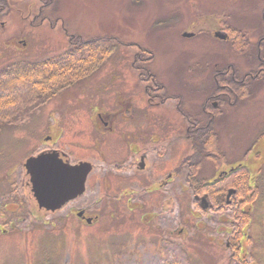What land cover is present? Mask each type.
Instances as JSON below:
<instances>
[{
	"label": "rangeland",
	"instance_id": "obj_1",
	"mask_svg": "<svg viewBox=\"0 0 264 264\" xmlns=\"http://www.w3.org/2000/svg\"><path fill=\"white\" fill-rule=\"evenodd\" d=\"M36 1L8 0L12 8L0 20V74L65 52L69 45L61 24L67 34L94 44L95 60L85 80L61 95L34 100L31 96L38 92L30 96L29 89L19 91L25 92V101L0 112V264H38L48 258L50 263L44 264H264V74L256 76L264 68V0H44L50 1L51 19H61L52 31L49 23L40 30L29 27L26 10ZM218 30L227 32L230 40L213 38ZM183 33L193 36L184 38ZM237 33L246 36L247 47L241 51L233 46ZM133 46L152 52V71L173 89L200 87L212 80L215 66L231 65L237 81L252 75L216 120L222 159L215 166L200 162L197 177L208 181L215 172L238 165L249 174L250 193L256 190L257 197L251 206L241 207L249 211L250 223L242 229L238 262L232 251L230 210L201 212L191 193L179 192L180 186L187 189L183 178L171 183L166 195L121 196L119 183L111 177L114 164L107 142L99 156L90 114L100 106L113 109L112 90L118 83L112 78L119 72L123 90L143 99L130 67L137 52ZM6 79H0V85ZM3 86L0 96L6 98L10 91ZM4 101L0 99L2 108ZM167 136L176 143L179 134L167 131ZM53 147L70 153L74 162L92 163L94 170L83 196L46 213L31 196L23 164ZM120 186L126 187L127 180ZM135 203L140 208H134ZM76 209L97 218L86 225L76 217Z\"/></svg>",
	"mask_w": 264,
	"mask_h": 264
},
{
	"label": "flooded vegetation",
	"instance_id": "obj_2",
	"mask_svg": "<svg viewBox=\"0 0 264 264\" xmlns=\"http://www.w3.org/2000/svg\"><path fill=\"white\" fill-rule=\"evenodd\" d=\"M37 1L29 10H26L28 20L30 19L27 20L28 25L30 28H34L33 30H40L45 26L48 27L49 23L52 31L55 28L54 25L61 22V19L59 17L51 19L50 6H47L50 1ZM8 7L12 8L8 0H0V20L9 14L7 13ZM262 19L264 20V14ZM62 25L60 28L67 37L69 45L67 50L81 46L83 44L81 37L67 34L66 28L64 29ZM220 31L225 32L224 30ZM21 43L22 47L26 46L24 42ZM133 47L137 52L132 54L130 67L135 71L140 83L143 99L141 102L133 98L131 93L127 94L123 90V78L119 72L116 77L112 78L114 82L118 83L112 90L113 109L100 106L92 110L90 114L92 127L99 137V156H101L102 146L107 142V146L112 147L111 162L114 164L113 170L110 171L112 172L111 177H115L119 183L116 189H119L121 196L166 195L170 191L167 189L169 185L183 178L184 182H187V189L180 186L179 192L188 191L193 198L198 197L194 200L197 206L200 203L199 198L205 195L208 208L211 211L213 203L210 193L202 191V188L212 191L214 188H210L211 186H218L233 171H230V168L221 173L215 172L210 180L202 179L200 182L197 178L200 173V162L215 166L217 161L222 159V156L217 154L216 120L231 105L232 85L243 86L242 83L246 77L252 78V75L245 74L246 76L242 80L237 81L231 71V65H227L223 69H217L218 67L215 66L216 73L212 76V80H206L207 82H203L200 87L198 85L192 90H185L182 86H176L173 89L170 84L160 79L157 73L152 71L154 60L152 52L146 47ZM120 63L121 61H118L117 65ZM36 64L45 65L39 62L33 63V65ZM262 72L264 74V68H259L256 76ZM85 78L73 79V85L81 83ZM233 98L236 99L237 96L234 95ZM143 105L147 109L142 108ZM167 131L179 134L175 138L176 143L172 141L173 139L168 140ZM109 137H112L111 141H107ZM206 137L212 139V145L207 143ZM175 144L182 145L174 147ZM44 151H57L64 161H68L73 166L81 162H88L85 160L74 162L70 153L61 152L56 147ZM90 164L93 166L92 163ZM103 171L100 170V172ZM99 175L103 176L104 174L99 173ZM190 178L199 190L191 187ZM124 179L127 180L126 187L120 186ZM103 180L105 183L106 177ZM195 190L198 193H195ZM162 203L164 201H161ZM136 207L140 208L137 204L134 208ZM78 210L81 209H76V211ZM82 211H84L83 216L87 217L85 210Z\"/></svg>",
	"mask_w": 264,
	"mask_h": 264
},
{
	"label": "trees",
	"instance_id": "obj_3",
	"mask_svg": "<svg viewBox=\"0 0 264 264\" xmlns=\"http://www.w3.org/2000/svg\"><path fill=\"white\" fill-rule=\"evenodd\" d=\"M245 37L246 36L244 34L237 33V38L234 40L235 43L233 44V46L240 49V51L246 48L247 41L244 39ZM95 50L96 49L93 43L83 42V44L81 46H78L77 48L69 49L57 57L49 58L39 62L45 65L27 64L25 66H19L20 64H17L11 68H8L7 70L11 69L12 71H10L8 74H6L7 72H4L3 75L2 73L0 74V79L7 78L6 80H3V83L0 86H6V88H9L10 91L7 96H5L6 98H1L4 96H0V99L5 100L4 103H7L4 108L0 106V112L6 109L8 110V112H10L16 108L17 103L13 104L15 101H20L21 99L25 101V92H21L22 94H18L17 92L19 91H27L29 89L31 92L27 93H29L30 96L32 95V92H38L36 95L31 96V98H33L34 100H36L37 98L44 99V95L48 97L51 96V98L57 97L60 93H62L63 89L73 85V79L79 80L88 75V72L92 70L90 68L92 67V64L90 65V63L95 60ZM108 53L109 52H102L101 54ZM88 65H90V67H88ZM65 79L67 80L64 81ZM58 80L63 81L62 83H59L57 82ZM48 87L51 90H49ZM52 87H56V89L53 90ZM232 88V95H236L238 97V93L241 89H243V86H237L233 84ZM59 90H61L60 93ZM15 94H18L19 96ZM205 139L207 140V143H210V145H212V139L210 137H206ZM243 170L244 168L241 166L236 167L230 175V177L235 178H233L231 181L230 177H228L224 179V181L218 186H211L210 188H214L212 191H208L207 188H202V191L210 193V198L213 203L212 209L214 211L218 212L230 210L233 215L234 236L232 241L234 242V244L232 246V251L233 256L235 257V261L237 262L240 261L236 258L240 253V238L244 236V234L242 233V229L248 226L250 223L249 211H244L241 207L243 205L249 206L250 203H252L251 201H254L257 197L256 190L254 191V194L250 193L249 175L247 172H245V170L244 173H242ZM190 185L193 189L199 190L196 187L195 183L193 184L191 178ZM229 189H233L235 191V194L230 197V204L226 206L225 195ZM195 193L198 192L195 190ZM236 197L241 198L242 201H237ZM48 259H44L38 264L50 263V259ZM90 264L99 263L91 262Z\"/></svg>",
	"mask_w": 264,
	"mask_h": 264
},
{
	"label": "water",
	"instance_id": "obj_4",
	"mask_svg": "<svg viewBox=\"0 0 264 264\" xmlns=\"http://www.w3.org/2000/svg\"><path fill=\"white\" fill-rule=\"evenodd\" d=\"M191 36L192 34H183L185 38ZM214 37L219 40L228 38L227 34L221 32L215 33ZM23 168L29 177L31 194L37 208L50 213L59 211L84 193L86 178L92 169L89 163L83 162L71 166L68 162H63L56 152H46L29 157L25 160ZM234 192V190L227 192V204ZM199 205L204 211H208L205 196L201 198ZM76 216L84 219L82 211ZM84 220L86 224H91V219Z\"/></svg>",
	"mask_w": 264,
	"mask_h": 264
}]
</instances>
